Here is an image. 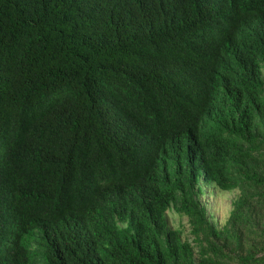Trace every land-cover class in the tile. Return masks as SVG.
Returning a JSON list of instances; mask_svg holds the SVG:
<instances>
[{"label": "trees", "instance_id": "16d2710c", "mask_svg": "<svg viewBox=\"0 0 264 264\" xmlns=\"http://www.w3.org/2000/svg\"><path fill=\"white\" fill-rule=\"evenodd\" d=\"M0 264H264V0H0Z\"/></svg>", "mask_w": 264, "mask_h": 264}, {"label": "rangeland", "instance_id": "374dc122", "mask_svg": "<svg viewBox=\"0 0 264 264\" xmlns=\"http://www.w3.org/2000/svg\"><path fill=\"white\" fill-rule=\"evenodd\" d=\"M237 196V192H221L219 189H215L211 186H206L204 188V193L200 198L207 207L212 222L217 228L223 227L228 220L232 209V203ZM167 217L170 227L183 229L186 239L189 238L190 241L193 242L194 238L191 237L192 230L187 217L181 216L175 211L169 212Z\"/></svg>", "mask_w": 264, "mask_h": 264}, {"label": "clouds", "instance_id": "9594fccd", "mask_svg": "<svg viewBox=\"0 0 264 264\" xmlns=\"http://www.w3.org/2000/svg\"><path fill=\"white\" fill-rule=\"evenodd\" d=\"M201 186L203 187V189L206 187V186H211V185H207V182L205 181V178L202 176L201 177ZM211 187H213V186H211ZM213 188H215V187H213ZM215 189H217V188H215ZM203 203V202H202ZM207 208V207H206ZM208 210V209H207Z\"/></svg>", "mask_w": 264, "mask_h": 264}]
</instances>
